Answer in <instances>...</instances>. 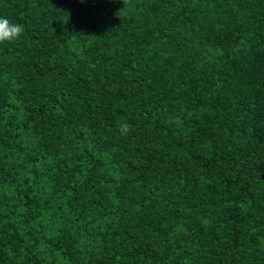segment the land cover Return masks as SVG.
I'll return each mask as SVG.
<instances>
[{"label":"trees","instance_id":"obj_1","mask_svg":"<svg viewBox=\"0 0 264 264\" xmlns=\"http://www.w3.org/2000/svg\"><path fill=\"white\" fill-rule=\"evenodd\" d=\"M0 18V264H264V0Z\"/></svg>","mask_w":264,"mask_h":264},{"label":"clouds","instance_id":"obj_2","mask_svg":"<svg viewBox=\"0 0 264 264\" xmlns=\"http://www.w3.org/2000/svg\"><path fill=\"white\" fill-rule=\"evenodd\" d=\"M24 32V25L13 23L7 18H0V44L12 43L19 40ZM129 130V124L123 123L120 125V132L122 135H127Z\"/></svg>","mask_w":264,"mask_h":264}]
</instances>
